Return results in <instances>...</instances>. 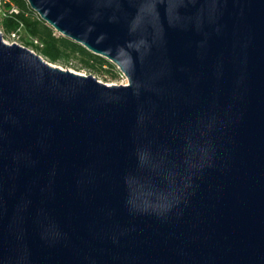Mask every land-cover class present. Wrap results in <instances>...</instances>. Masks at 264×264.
Returning <instances> with one entry per match:
<instances>
[{
    "label": "water",
    "instance_id": "95a60500",
    "mask_svg": "<svg viewBox=\"0 0 264 264\" xmlns=\"http://www.w3.org/2000/svg\"><path fill=\"white\" fill-rule=\"evenodd\" d=\"M107 85L0 32V264H264V0H25Z\"/></svg>",
    "mask_w": 264,
    "mask_h": 264
},
{
    "label": "trees",
    "instance_id": "16d2710c",
    "mask_svg": "<svg viewBox=\"0 0 264 264\" xmlns=\"http://www.w3.org/2000/svg\"><path fill=\"white\" fill-rule=\"evenodd\" d=\"M13 1L18 12L0 19V31L3 36L20 30L21 45L51 64L78 72L96 73L103 76L105 82L107 79L114 81L118 78L116 66L107 59L91 53L80 44L55 32L40 19L25 0ZM33 40H36L37 44Z\"/></svg>",
    "mask_w": 264,
    "mask_h": 264
},
{
    "label": "built area",
    "instance_id": "2783aa9c",
    "mask_svg": "<svg viewBox=\"0 0 264 264\" xmlns=\"http://www.w3.org/2000/svg\"><path fill=\"white\" fill-rule=\"evenodd\" d=\"M17 12H18V10H17V7L15 6V3L13 0H0V19L2 17H5L7 15L9 16V15L15 14ZM0 32L2 33V31H0ZM2 36H3V33H2ZM7 39H9L11 41V43H16V44L21 45V43H20V30L14 31L11 34H9L7 36ZM33 42L35 44H37L36 40H33ZM116 69L118 71L119 78L121 80L120 85H123V86L128 85L127 79L124 76V74L118 69L117 66H116Z\"/></svg>",
    "mask_w": 264,
    "mask_h": 264
},
{
    "label": "rangeland",
    "instance_id": "374dc122",
    "mask_svg": "<svg viewBox=\"0 0 264 264\" xmlns=\"http://www.w3.org/2000/svg\"><path fill=\"white\" fill-rule=\"evenodd\" d=\"M3 39H4V41H5L6 43L11 44V41H10L9 39H7V36H3ZM109 62H110V61H109ZM110 63L113 64L112 62H110ZM113 65H114V64H113ZM57 66H58V65H57ZM114 66H115V65H114ZM59 67H61V66H59ZM61 68H62V69H69V70H71V71L77 72V73H79V74H81V75H85V76L91 74V73H88L87 71H80V72H78V71H75V70L70 69V68H63V67H61ZM115 68H116V67H115ZM91 75H93L94 77H96L98 81L103 82V83H105V84H107V85H120V82H121L119 76H118V78H117L116 80H114V81H109V80L107 79V81L105 82V79H104L103 76H100V75H98V74H96V73H93V74H91ZM106 78H109V77H106Z\"/></svg>",
    "mask_w": 264,
    "mask_h": 264
}]
</instances>
